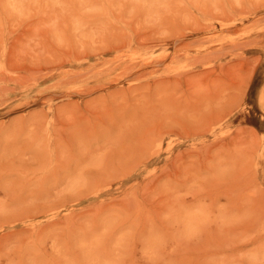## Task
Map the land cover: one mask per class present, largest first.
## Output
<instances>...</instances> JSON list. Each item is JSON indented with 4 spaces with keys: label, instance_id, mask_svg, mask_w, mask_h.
I'll list each match as a JSON object with an SVG mask.
<instances>
[{
    "label": "rangeland",
    "instance_id": "1",
    "mask_svg": "<svg viewBox=\"0 0 264 264\" xmlns=\"http://www.w3.org/2000/svg\"><path fill=\"white\" fill-rule=\"evenodd\" d=\"M0 264H264V0H0Z\"/></svg>",
    "mask_w": 264,
    "mask_h": 264
}]
</instances>
